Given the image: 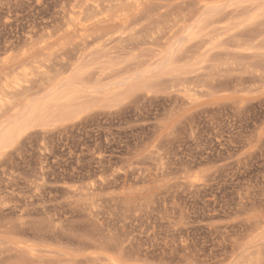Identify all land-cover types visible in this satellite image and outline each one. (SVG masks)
Segmentation results:
<instances>
[{
	"label": "rangeland",
	"instance_id": "1",
	"mask_svg": "<svg viewBox=\"0 0 264 264\" xmlns=\"http://www.w3.org/2000/svg\"><path fill=\"white\" fill-rule=\"evenodd\" d=\"M135 1L0 0V264H264V0Z\"/></svg>",
	"mask_w": 264,
	"mask_h": 264
},
{
	"label": "bare ground",
	"instance_id": "2",
	"mask_svg": "<svg viewBox=\"0 0 264 264\" xmlns=\"http://www.w3.org/2000/svg\"><path fill=\"white\" fill-rule=\"evenodd\" d=\"M133 1V0H132ZM137 2H138V0H136ZM135 1V2H136ZM143 1V0H142ZM128 2V1H127ZM118 3H119V1L116 3V5L118 6ZM125 3V2H124ZM132 3V2H131ZM143 3V2H142ZM129 4H130V1H129ZM137 4V3H136ZM140 4V3H139ZM120 5V4H119ZM112 7H113V5H112ZM122 7V6H121ZM125 8H127V7H125ZM99 9V8H98ZM113 9H114V7H113ZM123 9V8H122ZM100 10V9H99ZM102 10V9H101ZM117 10H119V8H117ZM110 11V10H109ZM81 12V11H80ZM103 12V11H102ZM113 12H117L116 11V9H115V11H113ZM112 12V13H113ZM84 13V12H83ZM82 12H81V14H83ZM93 13V12H92ZM98 13V12H97ZM110 13H111V11H110ZM119 13V12H118ZM125 13H127V12H125ZM94 14V13H93ZM96 14V13H95ZM94 14V15H95ZM109 14V13H108ZM113 14H115V13H113ZM121 14H123L122 12H121ZM120 14V15H121ZM89 15H90V13H89ZM123 15H125V14H123ZM127 15V14H126ZM82 16V15H81ZM85 16H86V14H85ZM85 16H84V19H85ZM97 16V15H96ZM108 17V16H107ZM109 17H111V16H109ZM123 17H125V16H123ZM82 18H83V16H82ZM100 18V17H99ZM102 18V17H101ZM100 18V19H101ZM126 18V17H125ZM94 19V18H93ZM100 19H98V20H100ZM105 19V18H104ZM107 19V18H106ZM111 19V18H110ZM121 19V18H120ZM123 19V18H122ZM121 19V20H122ZM175 19V18H174ZM75 20V19H74ZM79 20V19H78ZM108 20H109V18H108ZM108 20H106V21H108ZM94 22H95V20H94ZM101 22H102V20H101ZM177 22V21H176ZM75 23V22H74ZM96 23H97V21H96ZM76 24V23H75ZM92 24V23H91ZM102 23H100V25H101ZM102 25H104V24H102ZM92 26V25H91ZM99 26V25H98ZM68 28V27H67ZM73 28V27H72ZM100 28V27H99ZM74 29V28H73ZM85 29V28H84ZM83 29V30H84ZM71 30V29H70ZM69 30V31H70ZM76 30V29H75ZM68 31V32H69ZM82 31V30H81ZM71 33H73V32H71ZM87 38V37H86ZM86 38H85V40H86ZM96 38V37H95ZM82 42H85V41H82ZM85 46V45H84ZM43 47V46H42ZM30 56V55H29ZM28 56V57H29ZM26 59V58H25ZM24 59V60H25ZM29 59V58H28ZM27 63H28V61H27ZM28 65V64H27ZM8 66V65H7ZM2 67H4V66H2ZM31 71V70H30ZM1 72V71H0ZM12 72V71H11ZM14 72V71H13ZM7 74V73H6ZM13 74V73H12ZM11 74V75H12ZM17 74V73H16ZM10 75V74H9ZM19 75V74H18ZM63 75V74H62ZM2 77H4V75H2ZM13 77V76H12ZM25 79V78H24ZM11 80V79H10ZM14 81V80H13ZM13 81H11V83L13 82ZM28 81V80H27ZM72 81V80H71ZM10 83V82H9ZM70 83V82H69ZM15 84V86L13 87V85H8V84H6V87H13V88H15V89H18L21 85H22V83L19 81V79L14 83ZM71 84V83H70ZM2 87H3V85H2ZM22 87H23V85H22ZM6 89V88H5ZM4 89V90H5ZM0 90H3V89H0ZM5 91H8V93H4V94H7L8 95V97H7V103L9 102V108L12 106H14V105H12L11 103H10V101L8 100L10 97H9V95H10V91H11V89H10V91L8 90V89H6ZM5 91H2V92H5ZM13 91V90H12ZM15 91V90H14ZM14 91H13V96H14V94L16 93H14ZM23 91V90H22ZM25 91V90H24ZM23 91V92H24ZM74 91V90H73ZM17 92H18V90H17ZM21 91L19 90V93H20ZM22 93V92H21ZM74 93V92H73ZM2 95V94H1ZM6 95V96H7ZM16 96V98H17V100L16 101H18V100H20V99H22L21 97L19 98V96H17V95H15ZM14 96V97H15ZM21 96H23V93L21 94ZM4 97V96H3ZM3 97H0V106L2 107L3 106V104H4V102H5V100L3 99ZM12 98V100L13 101H15L14 99H16V98ZM24 97V96H23ZM26 97V96H25ZM24 97V98H25ZM59 100H69V98H70V93H68V92H64V93H61L60 95H59ZM77 98V97H76ZM47 102V101H46ZM15 103V102H14ZM39 104V103H38ZM7 105V104H6ZM11 105V106H10ZM16 105V104H15ZM50 106L52 107V105H51V102H50V104H49V102L48 103H43V104H40V105H36L35 106V104H34V106H32L31 108H29V107H27V108H29V113L30 114H32V115H35V114H38L37 116L38 117H41L44 113L46 114V112H48V110H49V108H50ZM54 106V105H53ZM5 107V106H4ZM15 107V106H14ZM25 107V108H26ZM3 108V107H2ZM6 108H8L7 106H6ZM3 111H4V109H2ZM28 110V109H27ZM26 110V111H27ZM50 111V110H49ZM2 115V114H1ZM31 115V116H32ZM31 116H29V117H31ZM43 116H46V115H43ZM47 116H48V114H47ZM31 118H33V116L31 117ZM35 118V117H34ZM43 118H46V117H43ZM36 119V118H35ZM34 120V119H33ZM41 120H42V118H41ZM41 122V124H42V121H40V119H39V121H38V123H40ZM45 122H46V119H45ZM43 123H44V119H43ZM20 125V124H19ZM22 126V125H21ZM21 128V127H20ZM21 130V129H20ZM19 131V130H18ZM17 128L15 127V126H8V127H6V128H3V129H0V150H4V149H7L9 146H11L14 142H16V140H17ZM5 151V150H4ZM121 263V262H120ZM116 264V263H115ZM119 264V263H118Z\"/></svg>",
	"mask_w": 264,
	"mask_h": 264
}]
</instances>
